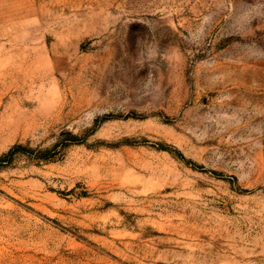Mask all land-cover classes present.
I'll use <instances>...</instances> for the list:
<instances>
[{
	"label": "rangeland",
	"instance_id": "rangeland-1",
	"mask_svg": "<svg viewBox=\"0 0 264 264\" xmlns=\"http://www.w3.org/2000/svg\"><path fill=\"white\" fill-rule=\"evenodd\" d=\"M0 264H264V0H0Z\"/></svg>",
	"mask_w": 264,
	"mask_h": 264
}]
</instances>
